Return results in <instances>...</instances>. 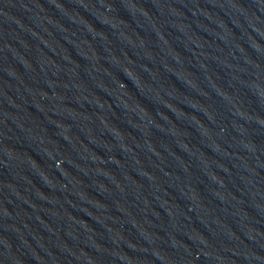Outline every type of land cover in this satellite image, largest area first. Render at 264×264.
Returning a JSON list of instances; mask_svg holds the SVG:
<instances>
[{
  "label": "water",
  "instance_id": "1",
  "mask_svg": "<svg viewBox=\"0 0 264 264\" xmlns=\"http://www.w3.org/2000/svg\"><path fill=\"white\" fill-rule=\"evenodd\" d=\"M0 264H264V0H0Z\"/></svg>",
  "mask_w": 264,
  "mask_h": 264
}]
</instances>
